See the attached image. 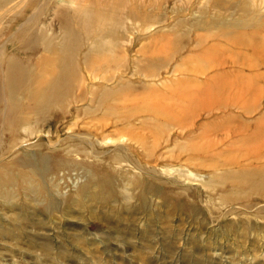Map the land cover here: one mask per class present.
Wrapping results in <instances>:
<instances>
[{"label": "rangeland", "instance_id": "rangeland-1", "mask_svg": "<svg viewBox=\"0 0 264 264\" xmlns=\"http://www.w3.org/2000/svg\"><path fill=\"white\" fill-rule=\"evenodd\" d=\"M140 1L119 0V18L112 8L102 22V29L97 28V35L115 32L112 46L118 54L121 48L129 51L127 69L121 75L116 73L117 79L129 82V88L121 94L127 104H137L143 98L157 95L205 94L215 86L217 94L226 101V110L220 111L226 113V119L239 112L235 108L239 104L236 95L249 93L254 94L253 98L243 99L253 110L247 116L246 125L258 127L264 122V76L233 54L234 47H231L232 42H239L244 35L247 41H255L254 36L264 38V11L258 5L262 2L264 5V0H144L149 27L136 30L130 22L129 11L133 7L139 14ZM51 16L50 11L47 19ZM227 20H231L228 25ZM119 32L124 34L123 38ZM228 53L232 55L230 60ZM165 55H170V59ZM237 63L247 66L246 69L242 71ZM222 77L226 82L219 80ZM247 77L253 79L254 86L248 85ZM177 80L181 88L174 92ZM223 83H226V94ZM100 84L105 85L98 80L86 82L87 99L75 106L82 112L76 114L77 110L73 109L67 120L59 122L42 120L51 128L49 137L55 144L45 145L48 137L43 135V145L36 138L21 146L51 154L48 172L33 176L19 162L6 165L2 161L5 166L0 170V264H264V200L253 195L247 200L234 201L239 194L237 190L220 178L211 177L209 171L217 159L224 161L238 155L231 149V141L226 142L224 154L207 160V167L194 164L204 161L198 156L194 157L196 161L190 160L193 163L190 169L201 174L195 177L198 180L190 182L186 177L175 178L174 172V176H164L158 167L143 169L139 161H147L143 159L144 151L139 143L122 148L133 171L127 173L105 172L104 166L116 147L114 143L94 147L99 156L89 160L97 168L79 167L75 165V155L64 154L70 144L75 146L79 141L66 139L71 134L65 131L66 127L72 123L75 136L78 127L104 122L98 119L101 113L94 107L98 106ZM114 85L116 81L107 83V86ZM27 118L31 126L36 125L32 115ZM110 120L111 117L107 118ZM227 122L237 125L232 120ZM134 129L129 131L142 136L149 133L148 129L136 126ZM19 133L16 137L23 136ZM58 134L62 138L60 143ZM152 138L145 139V146L152 143ZM160 150L158 153L167 154L164 147ZM7 158L10 160V155ZM209 179L213 186L216 183L214 189L204 187Z\"/></svg>", "mask_w": 264, "mask_h": 264}, {"label": "bare ground", "instance_id": "bare-ground-1", "mask_svg": "<svg viewBox=\"0 0 264 264\" xmlns=\"http://www.w3.org/2000/svg\"><path fill=\"white\" fill-rule=\"evenodd\" d=\"M118 3L119 0H0V170L5 166L2 161L6 162V165L14 161L19 162L21 168L28 167L29 173L33 176L48 172L51 154L21 146L24 142L36 138L41 146L43 135L48 137V142H44L45 145L55 144L49 137L51 128L46 125L45 120L42 123V120L47 119L54 123L55 120L57 122L67 120L73 109L77 110L76 114L82 112L79 110L80 107L75 106H80L87 99L86 82L98 80L105 83V85L100 84L98 106H94L90 100L89 104L100 111L98 119L101 118L104 122L98 121L92 126L78 127L75 136H73L72 123L65 129L71 133L66 139H79L75 146L74 143L72 145L67 141L70 147L64 150V154L69 156H81V159L75 157V165L97 168L89 160L99 156L100 152L94 150V147L97 144L103 146L114 143L116 147H113L108 157L109 163L104 166L105 172L117 170L127 173L130 165L127 163L126 155L122 153V148L130 143H139L142 144L144 151L143 159L147 161L145 163L139 161L143 169H146L144 168L146 166L158 167L164 176H174V172L175 178L177 175L183 179L186 177L185 180L190 182L201 175L190 169L193 165L192 162L189 163L190 160L196 161L194 157L198 156L204 161L194 164L207 167V160L214 155L218 157L224 154L226 142L231 141L230 147L238 155L224 161L215 158L216 162L211 166L216 171L209 170L212 172L211 177L220 178L241 194L235 197L233 195L234 201L247 200L253 195L264 200V122L258 127L246 125L247 116L253 107L248 106L243 99L249 96L253 98L254 94L236 95V102L239 103L235 105L239 110L238 117L231 116L229 119H226V113L220 112L226 110V101L217 94L218 88L215 86H212V91L205 94L191 92L166 97L157 95L143 98L137 104H127L121 94L129 88V82L121 78L117 79L116 73L121 75L127 69L130 62L129 51L122 48L119 54L114 51L116 49L112 44L115 32H100L97 35V28L102 29V22L107 19L109 10L116 9L114 15L119 18ZM144 5V0L139 2V14L132 6L129 11L130 22L132 27L136 26V30H148L149 27ZM258 5L260 10L264 11L263 2ZM50 11L52 16L48 20ZM136 14L138 16L134 20ZM228 21L231 20H227V25ZM119 34L121 38L124 37L122 32ZM244 36L243 41L232 42L231 47H234L232 53L243 59L249 68L262 72V77L264 76V38L260 35L261 39L254 36L255 42L245 40ZM257 38L260 39V43H257L259 41ZM231 56L228 53V60ZM165 57L170 59L171 56L165 55ZM237 67H241L242 71L246 69L241 63H237ZM219 80L226 82L225 77ZM114 81L116 85L107 86L108 82ZM247 83L250 86L255 84L250 77H247ZM180 88L181 82L175 81L174 92H178ZM223 92L226 94V83H223ZM29 115L33 116L35 126L29 124L27 118ZM109 117L111 120L107 121ZM230 120L235 121L238 126L226 123ZM137 121L138 125L135 124ZM97 123L99 125L95 126ZM135 126L138 129H148L149 133L144 136L135 134L132 131ZM131 128L132 130L129 131ZM19 132L23 136L16 137ZM59 135L57 136L60 143L62 138H59ZM149 137H153L152 143L145 146L147 144L145 139ZM84 143L89 144L90 147ZM163 147L166 155L158 153ZM9 155L10 160H6ZM3 156L6 157L2 159ZM8 166L11 168L10 165ZM143 176L146 177L144 174ZM201 179L203 180V177ZM204 187L214 189L216 183L213 186L212 179H209L204 182ZM36 204L38 206L37 202Z\"/></svg>", "mask_w": 264, "mask_h": 264}]
</instances>
